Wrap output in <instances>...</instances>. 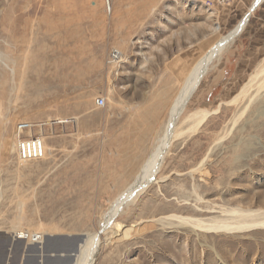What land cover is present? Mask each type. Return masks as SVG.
<instances>
[{"label": "rangeland", "instance_id": "obj_1", "mask_svg": "<svg viewBox=\"0 0 264 264\" xmlns=\"http://www.w3.org/2000/svg\"><path fill=\"white\" fill-rule=\"evenodd\" d=\"M215 1L0 0V249L6 264L35 258L49 236L91 234L100 243L85 264H264V229L201 230L169 218L208 222L229 218L231 208L264 210V86L241 93L264 68V2L197 85L158 181L122 207L112 229H101L111 202L137 184L184 73L254 0ZM117 49L126 61L114 65ZM56 58L69 65L58 80L42 82L36 69L52 74ZM258 80L264 85V73ZM100 96L103 108L95 105ZM194 112L207 115L182 123ZM24 120L38 125L46 158L19 161L16 127ZM16 223L43 241L19 239Z\"/></svg>", "mask_w": 264, "mask_h": 264}, {"label": "bare ground", "instance_id": "obj_2", "mask_svg": "<svg viewBox=\"0 0 264 264\" xmlns=\"http://www.w3.org/2000/svg\"><path fill=\"white\" fill-rule=\"evenodd\" d=\"M262 2H264V0H254L252 5L250 6L249 11L242 17V19L235 25V27H233L225 35L220 36L199 59L194 60V62L187 69L186 73H184V76L182 77L183 84L181 85L179 90H177L170 103L168 109V119L163 127L162 133H160V136L157 139L155 148L150 151V153L144 160V164L142 165V168L138 174L137 184L135 183L128 186L111 202L110 206L106 210L105 217L101 225L102 230L112 229L113 227L110 226L114 221V218L121 211L122 207L128 202L132 201V199H134L146 187L149 182L158 181L155 178L156 172L160 167V164L163 160L164 155L166 154V151L172 139H174V137L178 135V118L183 114V112L187 108L189 99L191 98L197 85L199 84L202 77L208 72L211 64L215 61V59H220L222 51L227 46H229L234 41V39L242 32V30L247 24V21L252 11L255 10ZM63 59L64 61H61L57 58L55 59V69L52 74L46 73L42 66L38 67L35 71L38 78H41L42 82L44 83L48 82L53 78L58 80L61 71L69 65V60H65V58ZM125 61L126 57L124 56V53L119 49L115 50L112 55L111 62L114 63V65H119L120 63H123ZM1 62L7 68L10 66L7 63L8 61L6 59L2 58ZM10 69L12 72H15L13 68L10 67ZM260 73H264V68L257 72V74L254 75L244 85L241 90V93H247V91H249L250 88L256 84L258 85V89L264 86L263 84H260L258 80V76L260 75ZM205 115L207 114H202L201 112L191 113L184 118L182 123L188 122L195 118L204 119ZM58 122L68 123L70 122V119H59ZM46 149L48 152L49 147L47 145ZM227 211L231 213L232 216H230L229 218L214 219L208 222L203 219L179 216L176 214L170 215L169 218L179 220V222L183 223L184 225L190 224L201 230L209 229L234 233L252 229H264V210L251 208L244 209V207H239L231 208ZM22 215L23 214L19 216L20 220H23ZM18 225L19 226H17V223L15 224L14 230L16 233L19 232L17 234L19 239L24 240L26 239V235H29L28 240L32 243H40L43 241L44 235H30L29 230L21 228L20 224ZM22 229L25 230L27 233H25ZM119 231L120 230L116 231V233ZM37 235H40L42 240L39 242H33L31 237ZM99 243L100 238L98 234H91L85 237L81 242L78 251L75 253L72 264H85L91 256L92 252L99 246Z\"/></svg>", "mask_w": 264, "mask_h": 264}, {"label": "built area", "instance_id": "obj_3", "mask_svg": "<svg viewBox=\"0 0 264 264\" xmlns=\"http://www.w3.org/2000/svg\"><path fill=\"white\" fill-rule=\"evenodd\" d=\"M108 3L110 0H106ZM232 0H216L219 4H228ZM214 1H210L213 4ZM95 105L98 108L106 106V98L103 96L97 97ZM36 124L31 121L24 120L20 122L16 127L17 135V155L21 163L38 161L45 158L47 154L46 142L38 134L35 133ZM33 242H39L42 240L40 235L32 236ZM26 239H29V235H26Z\"/></svg>", "mask_w": 264, "mask_h": 264}, {"label": "water", "instance_id": "obj_4", "mask_svg": "<svg viewBox=\"0 0 264 264\" xmlns=\"http://www.w3.org/2000/svg\"><path fill=\"white\" fill-rule=\"evenodd\" d=\"M84 237L77 235L75 237L58 235L49 236L43 252H40L38 257L29 255L27 260H35L36 264H72L75 253L83 241ZM8 259L7 253L0 249V263L6 264Z\"/></svg>", "mask_w": 264, "mask_h": 264}, {"label": "crops", "instance_id": "obj_5", "mask_svg": "<svg viewBox=\"0 0 264 264\" xmlns=\"http://www.w3.org/2000/svg\"><path fill=\"white\" fill-rule=\"evenodd\" d=\"M45 250V249H44ZM26 260H27V258H26ZM26 264H36V262H35V260L33 259V260H29L28 262H26Z\"/></svg>", "mask_w": 264, "mask_h": 264}]
</instances>
